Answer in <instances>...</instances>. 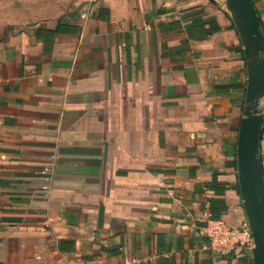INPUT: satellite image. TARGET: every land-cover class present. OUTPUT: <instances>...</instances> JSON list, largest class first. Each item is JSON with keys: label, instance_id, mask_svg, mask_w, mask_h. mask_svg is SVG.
<instances>
[{"label": "crops", "instance_id": "crops-1", "mask_svg": "<svg viewBox=\"0 0 264 264\" xmlns=\"http://www.w3.org/2000/svg\"><path fill=\"white\" fill-rule=\"evenodd\" d=\"M57 3L0 31V264H254L202 233L247 223V64L223 0Z\"/></svg>", "mask_w": 264, "mask_h": 264}, {"label": "water", "instance_id": "water-1", "mask_svg": "<svg viewBox=\"0 0 264 264\" xmlns=\"http://www.w3.org/2000/svg\"><path fill=\"white\" fill-rule=\"evenodd\" d=\"M233 20L247 64V89L238 139V174L247 223L255 246L254 264H264V169L260 146L264 133V34L252 0H223Z\"/></svg>", "mask_w": 264, "mask_h": 264}, {"label": "rangeland", "instance_id": "rangeland-1", "mask_svg": "<svg viewBox=\"0 0 264 264\" xmlns=\"http://www.w3.org/2000/svg\"><path fill=\"white\" fill-rule=\"evenodd\" d=\"M58 0H0V31H19L59 11Z\"/></svg>", "mask_w": 264, "mask_h": 264}, {"label": "built area", "instance_id": "built-area-1", "mask_svg": "<svg viewBox=\"0 0 264 264\" xmlns=\"http://www.w3.org/2000/svg\"><path fill=\"white\" fill-rule=\"evenodd\" d=\"M208 240V248L217 253L230 252L236 248L253 251V233L248 223L232 225L221 219L210 218L202 229Z\"/></svg>", "mask_w": 264, "mask_h": 264}, {"label": "trees", "instance_id": "trees-1", "mask_svg": "<svg viewBox=\"0 0 264 264\" xmlns=\"http://www.w3.org/2000/svg\"><path fill=\"white\" fill-rule=\"evenodd\" d=\"M252 2L255 4V0H252ZM258 15H259V13H258ZM259 19H260V24H261V30H262V32H263V34H264V24H263V21H262V19H261V16L259 15ZM262 166H263V164H262ZM264 169V168H263ZM212 218L213 219H218V217L217 216H212Z\"/></svg>", "mask_w": 264, "mask_h": 264}]
</instances>
